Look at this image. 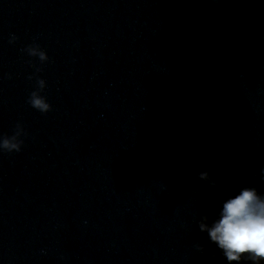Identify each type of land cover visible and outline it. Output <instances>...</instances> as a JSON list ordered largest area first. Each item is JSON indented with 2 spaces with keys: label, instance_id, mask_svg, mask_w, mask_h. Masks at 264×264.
<instances>
[{
  "label": "clouds",
  "instance_id": "1",
  "mask_svg": "<svg viewBox=\"0 0 264 264\" xmlns=\"http://www.w3.org/2000/svg\"><path fill=\"white\" fill-rule=\"evenodd\" d=\"M40 59H48L45 52L40 53ZM40 83L43 86V81ZM29 102L41 112H48L51 107L36 92L31 94ZM0 147L19 151L20 143L5 138ZM199 176L200 179H208L206 172ZM203 219L207 220V217ZM199 228L202 232L206 231L210 240L218 245L228 264H239L242 259L260 264L264 259V196L255 188H243L237 196L223 202L219 218L210 227L202 222Z\"/></svg>",
  "mask_w": 264,
  "mask_h": 264
}]
</instances>
